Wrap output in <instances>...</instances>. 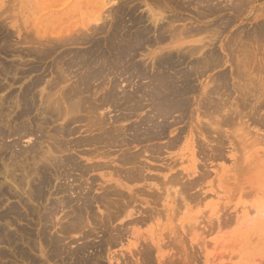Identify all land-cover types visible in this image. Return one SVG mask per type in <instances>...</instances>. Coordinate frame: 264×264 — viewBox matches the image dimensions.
<instances>
[{
  "label": "rangeland",
  "instance_id": "obj_1",
  "mask_svg": "<svg viewBox=\"0 0 264 264\" xmlns=\"http://www.w3.org/2000/svg\"><path fill=\"white\" fill-rule=\"evenodd\" d=\"M154 1L156 0H0V131L4 136L0 137V235L3 234L2 232L14 235L17 240L16 248L17 245L20 250L23 247L22 251H27L37 264H63L60 261H51L50 255L54 252H51L53 246L48 244L49 238L61 240L58 247L75 248L85 243L78 234L63 233V235L60 232V227H64L68 221L66 214L70 215L71 213L68 212H72L71 208L78 205L75 201L78 197L81 198L88 193L89 197L99 199L103 196L102 193L106 187L111 186L108 189L112 190L114 185L113 189H116L119 182L126 188H119V190L124 191L127 197L134 196L131 198L136 201L134 200L130 207L128 205L125 215L120 214L119 219L116 218L117 221L112 219V228L116 225V228L125 226L124 237L120 243L101 247V264H110L107 261L109 255H114L116 258L118 256L119 261L117 263L112 261V264H120L121 257L123 259L125 255L126 259H131L132 264H136V258L141 257L139 252H142L146 246L149 247L151 255L150 264H264V0H212L213 2L209 4V9L212 10L209 12L205 7L193 8L194 4L190 2L191 5L186 7L182 6L180 0H176L178 3L167 2V4L159 3L158 0L154 4ZM153 14L160 16V19L154 20ZM140 17L141 20H139ZM128 19L132 22L130 23ZM117 20L121 23H117ZM120 24L122 28L119 27ZM95 30H98L99 34ZM142 30L145 31L143 36L146 35L142 36V39H145L143 46L134 51H126L128 56L122 58L125 60H120L119 64L113 63L115 69L107 79H104V82L110 84L111 80H119L120 86L117 92L120 94L118 95H131L136 85H148L147 80L140 81L133 78L137 71L132 68H140L141 76L143 72L144 75H151L160 71L159 63L156 65L157 70L153 64L160 61L161 57L168 55L171 56L173 66V70H167L170 76L181 72L191 73L192 90L187 98L190 99L188 113L192 115L194 112L193 119L188 117L182 123L170 128L172 133L168 136L169 138L186 126V130L183 129L185 132L182 133V138L174 147L165 148L168 146L167 136L151 142L145 141L146 143L140 141L138 144L133 143L124 148L119 147V143L110 147L106 137L109 136L107 129L109 131H113L112 128L128 129L132 125L139 124L142 118L149 115V107L145 105L146 103H142L145 108L131 111L127 110L130 108L122 105L118 108L107 104L97 106L95 102L99 103L102 96L106 94L105 90H101L102 92L99 90L100 94L97 95L93 93L99 89V82H89L88 86L91 85V89L89 88L87 92L94 94L89 93L90 97H87L86 92H78L82 91L80 77L89 70L86 66L79 67L78 63H91L101 52L107 56L106 53L109 54V52L104 46L105 42L109 40L117 42L124 33H131L130 35L127 33L125 39L132 44L136 41L133 38L135 34ZM173 31L177 34L175 35ZM159 36H162L165 41L158 42ZM128 42L126 44H129ZM95 44H102L98 45L101 47L98 53L94 52ZM209 55L210 59H207ZM74 64L78 66L71 67ZM204 65L206 67L203 68ZM65 66L71 67L70 72L64 71ZM133 71L135 72L132 73ZM61 72L63 75L69 73L63 76L60 75ZM126 72L132 74V78H129ZM84 74L83 76L86 75ZM59 76L69 78H65L67 81H64L65 79H60ZM57 79L62 80V83ZM130 81L131 86H127ZM78 82L79 85H77ZM79 97L84 99H80L81 102H79L77 101ZM203 97L208 101L207 107L211 111L214 110V115L209 109L210 113L204 111ZM63 98H66L65 101ZM86 98L93 104L87 105ZM44 99H49L47 101L50 103H46ZM75 100L80 107L74 105ZM58 101L59 105L56 104ZM199 111H202V114ZM53 114L55 115L52 116ZM56 114H63L65 118L67 117L66 119L69 118L68 123L66 119L64 123L63 116L61 120H57L58 118L55 120ZM67 114L72 117H68ZM177 115L178 113H174L172 116ZM226 116L227 120L224 121ZM98 120H102L101 128L97 127ZM195 120L200 121L204 126L208 125L209 127L205 126V129L210 128L212 131L210 129V132L204 129L206 133L203 130L197 131L194 125ZM225 122L226 124H222ZM61 127L68 130V133L71 131V134L67 136L65 134L66 137L59 135ZM24 129L29 135L22 132ZM189 129L193 131L192 139L188 135ZM57 130L59 131L56 134ZM128 130L125 133V140L129 142L132 131ZM116 131L115 135L118 132ZM197 134L200 135L197 136ZM103 135L106 140H103ZM59 137L62 138L59 139ZM101 140H103L102 144ZM105 142L109 147L103 144ZM202 143L208 145L204 152L206 158L205 154L201 156L199 148H196L198 145L202 147ZM56 145L60 147L57 151L64 153L56 152ZM214 147L219 149V152ZM212 148L214 151H211ZM51 149H55L56 153ZM49 150L54 153H51L53 156L48 155ZM123 150L141 152L140 160L147 168L144 176L148 177L144 182L131 184L121 181L123 178L118 180L120 176L117 175V177L115 171L120 165L119 157L128 152ZM156 151L158 154L155 153ZM215 153H220L222 156L219 157L220 154ZM46 155L52 159H48ZM54 155H58L56 158L61 161L66 158L71 159L73 165L59 166L56 161L60 160H57ZM90 159L93 160L90 161ZM52 160L55 162L53 163ZM38 162L48 170L45 169L44 182L40 180L38 170L41 166ZM101 163L104 165L107 163V167L109 163L110 168L107 169L104 166L105 170L99 168L97 170L95 165L101 166ZM49 164L56 165L52 167ZM75 164L84 168H90L92 166L88 165H93L95 168H92L95 170L86 171L85 174L82 173V176L81 172L72 171ZM113 166L116 169H113ZM103 173L106 175L103 176ZM176 180L181 185L175 182ZM194 181L196 184L192 183ZM191 183L194 186L192 185L193 188L189 189ZM60 189L63 192L59 191ZM133 189L135 192H144L145 195L137 196ZM61 196L64 198L65 205L61 204L63 199ZM152 199L157 201L153 202ZM52 203L54 209L58 203L57 211L59 212L54 219H49L48 214L53 208L49 204ZM90 209L99 218L105 211L96 203H92ZM39 219H44V222ZM46 219H48L47 226L52 224L53 228L50 226L47 230V226L43 225ZM90 220L89 222H93L92 219ZM94 220L99 225L100 219ZM92 227L89 226V229L93 231L91 237L94 238L93 245L97 244L101 237L104 239L109 234L105 233L106 230L100 225L98 228ZM134 236L139 240H134ZM151 238L159 239V244L152 245L149 242ZM133 244L136 245L132 246ZM27 245L34 248H29ZM7 247L0 243V253L3 257L8 256L0 259V264L5 262V264H28L17 261L19 258L16 251H11L12 248ZM129 250L133 256L129 254ZM88 252L91 251L88 250Z\"/></svg>",
  "mask_w": 264,
  "mask_h": 264
},
{
  "label": "bare ground",
  "instance_id": "obj_2",
  "mask_svg": "<svg viewBox=\"0 0 264 264\" xmlns=\"http://www.w3.org/2000/svg\"><path fill=\"white\" fill-rule=\"evenodd\" d=\"M152 1V0H151ZM157 1V0H156ZM156 1H154V4H155V2ZM158 1H160L159 3H161V2H163V3H166L167 4V2H173V3H178L176 0H158ZM181 1V4H182V6H186V7H189V5H191V4H189V2L190 3H192V4H194V7H193V5H192V7L193 8H195V7H205L207 10H208V12H209V10H212V9H209L210 7H209V4H210V2L212 1V0H186V1H183V0H180ZM187 2H188V4H187ZM213 2V1H212ZM158 3V4H159ZM162 3V4H163ZM186 4V5H185ZM172 5V4H171ZM170 5V6H171ZM174 5V4H173ZM160 6H162V5H160ZM216 6V5H215ZM214 6V7H215ZM165 7V6H164ZM172 7V6H171ZM175 7H177V6H175ZM217 7H218V4H217ZM236 7V6H235ZM179 8V7H178ZM205 8H203L204 10H205ZM165 9V8H164ZM197 9V8H196ZM217 9V8H216ZM219 9V8H218ZM176 10V9H175ZM120 11V10H119ZM214 11V10H213ZM207 12V11H206ZM211 13V12H210ZM198 14V13H197ZM209 14V13H208ZM213 14V13H212ZM154 15V14H153ZM201 15V14H200ZM199 15V16H200ZM109 16V15H108ZM209 16V15H208ZM150 17V16H149ZM148 18V17H147ZM155 18H158V19H160V16H157V15H154V17H153V19L154 20H156ZM199 18H202V17H199ZM205 18H206V16H205ZM204 18V19H205ZM137 19V18H136ZM139 19V18H138ZM162 19H163V17H162ZM171 19V18H170ZM170 19L168 20L167 19V21H170ZM177 19V18H176ZM181 19V18H180ZM120 20V19H119ZM129 20V19H128ZM139 20H141V17H140V19ZM143 20V19H142ZM148 20V19H147ZM173 20V19H172ZM171 20V21H172ZM175 20V19H174ZM131 20H129V22H130ZM137 21V20H136ZM135 21V23H139V22H136ZM159 21V20H158ZM161 21V20H160ZM163 21H166V20H163ZM166 21V22H167ZM177 21V20H176ZM180 21V20H179ZM182 21V20H181ZM132 22V21H131ZM130 22V23H131ZM117 23H121V21L120 22H118V20H117ZM142 23V22H141ZM140 23V24H141ZM154 22H152V24H153ZM158 23V22H157ZM173 23H174V21H173ZM168 24H170V23H168ZM172 24V23H171ZM115 25V24H114ZM126 25V24H125ZM139 25V24H138ZM113 26V25H112ZM130 26H131V24H130ZM137 26V25H136ZM155 26V25H154ZM172 26V25H171ZM116 27V26H115ZM115 27H114V29H115ZM120 28H122L121 27V24H120V26H119ZM119 28V29H120ZM157 28V27H156ZM161 28V27H160ZM199 28V27H198ZM208 28V27H207ZM99 30H100V28H98ZM118 29V28H117ZM118 29V30H119ZM124 29V28H123ZM137 29V28H136ZM189 29V28H188ZM92 30V29H91ZM116 30V29H115ZM114 30V31H115ZM141 30V29H140ZM144 30H146V29H144ZM192 30V29H191ZM195 30V29H194ZM201 30V29H200ZM204 29H202V31H203ZM205 30H206V28H205ZM117 31V30H116ZM133 31V30H132ZM147 31V30H146ZM188 31V30H187ZM186 31V32H187ZM189 31H190V29H189ZM95 32H97L98 33V30L96 31L95 30ZM126 32V31H125ZM159 32V31H158ZM162 32V31H161ZM181 32H183V31H181ZM194 32H196V31H194ZM119 33H120V31H119ZM128 33V32H127ZM127 33L125 34H123V35H121L120 37H119V39H117L118 41L117 42H115V41H113V42H110V40H109V42H105V44H104V46H105V48H106V50H107V52H109V54L108 53H106L107 54V56L104 54V53H100V54H96L97 55V57H96V60L95 61H93V62H91V63H86V62H80V63H78L79 64V67H83V66H86L87 68L86 69H88L89 68V70L87 71V72H89V73H87V72H85V76H83V74H82V78L80 77V85L82 86V91H78V92H86V93H88L87 91L89 90V88H90V86H88L89 85V82L90 81H93L92 83H94V82H99L100 84H98V85H100L98 88L99 89H96V91L95 92H93L95 95H97V94H100V93H98L99 92V90H100V92H102L101 90H105L106 91V94H105V96H102V99L100 100V102L99 103H96L95 102V104L98 106V104L99 105H102V104H107V105H110V106H117V108L119 107V106H126V107H128V108H130V109H127V110H131V111H135L136 109L137 110H139V109H141L142 107H144L143 106V104L142 103H146L145 105L146 106H148L149 107V109H150V111H149V115L148 116H146V117H144V118H142L140 121H139V124H136L135 126H133L132 125V127L131 128H123V129H116V128H112L113 129V131H109L108 129H107V134L109 135V136H106L107 137V141L109 140L112 144H110V142L108 141V143H109V145H111L110 147H113V145H115L116 146V143H119L120 145H119V147H128V146H130L131 144H133V143H137L138 144V142H145V141H148V142H151V141H153V140H157V139H159V138H161V137H164L165 138V136H167V138L169 139L168 140V146H166L165 148H169V147H174V146H176V143H178L179 141H180V139L182 138L181 137V135H182V133H184L185 131L183 130V129H185L186 128V126L184 127V128H182V129H179V131H177V133H175V136L173 135V137H171V138H169L168 136L170 135V133H172L171 131H170V128L171 127H173L174 125H176V124H178V123H182L183 122V120L184 119H188V117L190 118L191 117V120L193 119V114H194V112H192V115H190L189 113H188V108H189V104H188V102H189V100L190 99H188L187 98V95H188V93L190 92V90H192L191 88H192V86H191V84H190V82H191V73L189 74V73H187V72H181L180 74H178V73H175V74H173L174 76H170V73L168 74V72H167V70H173V66H172V61L170 60V58H171V56H164V57H161V59H160V61H158V62H155L153 65H154V67H155V69L157 70V64L159 63V68H160V71L159 72H155V73H153V74H151V75H144V72H143V76H141V74H139V71H142V70H140V68H132L133 70H135V71H137V73L136 74H134V75H136L135 77H133V78H136V80L138 79V80H147L148 81V85L146 84H144V85H142V84H138V85H136V87L133 89V91H131V95H126V94H124V95H122V96H120V95H118V93L119 92H117V90H118V88H119V80H111V82H110V84H106L105 82H104V79H107L108 78V76H110V74L112 73V70H114L115 69V67L113 66V63H115V64H119V62L121 63V61L120 60H122V58H124V57H126V56H128L127 54H128V52L129 51H131V50H133L134 51V49H138V47H140V46H143V41L145 40V39H142V36H143V33H145V31L143 32V30L142 31H139V33H137V34H135V37H133L136 41H134V42H132V44L130 43V42H128V40L127 39H125V38H127ZM134 33V32H133ZM136 33V32H135ZM140 33H142V34H140ZM165 33V32H164ZM173 33H174V31H173ZM188 33V32H187ZM99 34V33H98ZM113 34H115V32L113 33ZM131 34V33H130ZM129 33H128V35H130ZM175 34V33H174ZM174 34H173V37H174ZM177 34V33H176ZM175 34V35H176ZM189 34V33H188ZM120 35V34H119ZM161 35H162V33H161ZM168 35H169V33H168ZM146 36V35H145ZM145 36H143V37H145ZM171 36H172V34H171ZM178 36V35H177ZM90 37V36H89ZM88 37V38H89ZM128 38H130L129 36H128ZM147 38V37H146ZM106 39V38H105ZM113 39H115V38H113ZM172 39V38H171ZM174 39V38H173ZM125 40H127V41H125ZM147 40H149V39H147ZM164 39H163V37L162 36H159L158 38H157V41L158 42H161V41H163ZM107 41H108V39H107ZM112 41V40H111ZM133 41V40H132ZM165 41V40H164ZM126 42H128L129 44H126ZM145 43V42H144ZM99 44H95V45H93V48H95L94 49V52H96V53H98V51H99V49H101V47H99V46H101V45H99ZM159 45V44H158ZM149 47H150V45H148ZM153 47V46H152ZM193 49V48H192ZM91 50H93V49H91ZM105 50V51H106ZM139 50H140V48H139ZM1 51V50H0ZM102 51V50H101ZM104 51V52H105ZM126 51H128L127 53H126ZM191 51V50H190ZM194 51V50H193ZM196 51V50H195ZM3 53H4V51H2ZM1 52V53H2ZM91 52H93V51H91ZM135 53V52H134ZM137 53H138V51H137ZM136 54V53H135ZM95 55V56H96ZM187 55V54H186ZM133 57V56H132ZM128 58V57H127ZM207 59H210V55H209V58L207 57ZM212 59V58H211ZM113 60V61H112ZM123 60H125V59H123ZM122 60V61H123ZM158 60V59H157ZM156 60V61H157ZM204 60H206L205 58H204ZM213 60V59H212ZM127 61V60H126ZM128 61L130 62V60L128 59ZM215 61H216V59H215ZM72 62V61H71ZM154 62V61H153ZM206 62V61H205ZM62 63V62H61ZM64 63V62H63ZM66 63V62H65ZM70 63V62H69ZM203 63V62H202ZM207 63V62H206ZM209 63V62H208ZM68 64V63H67ZM66 64V65H67ZM71 64V63H70ZM76 64V63H75ZM71 65V67L72 66H75V67H77L78 65ZM132 64V63H131ZM216 64V63H215ZM214 64V65H215ZM57 65H59V64H57ZM69 65V64H68ZM81 65V66H80ZM203 65V64H202ZM206 65V64H205ZM203 66V68L204 67H206V66ZM213 65V66H214ZM70 66V65H69ZM197 66V65H196ZM208 66V65H207ZM210 66V65H209ZM212 66V67H213ZM9 67V66H8ZM58 67V66H57ZM66 67V70L64 69V71H67V70H69V68H71V67H68V66H65ZM194 67H195V65H194ZM202 67V66H201ZM74 68V67H73ZM120 68H122V67H120ZM130 68H131V66H130ZM129 68V69H130ZM145 68V67H144ZM191 68H193V67H191ZM63 69H61L62 71H63ZM118 69V68H117ZM146 69V68H145ZM71 70V69H70ZM70 70H69V72H70ZM119 71H120V69H118ZM144 70V69H143ZM200 70V69H199ZM206 70V69H205ZM240 70V69H239ZM4 71V70H3ZM63 71V72H64ZM122 71V70H121ZM125 71H128L127 69H125ZM135 71H133L132 73H134ZM146 71V70H145ZM69 72H67L66 74H68ZM117 72V71H116ZM62 73V72H61ZM121 73V72H120ZM125 73V72H124ZM127 73V72H126ZM141 73V72H140ZM152 73V72H151ZM234 73V72H233ZM65 73H64V75H63V73L62 74H60V75H63V76H65L66 75ZM116 74V73H115ZM118 74V73H117ZM123 74V73H122ZM127 75H129V78H132V74H128L127 73ZM60 77V79H62V78H69V77H67V76H70V75H67L66 77ZM122 76H124V74L122 75ZM176 76V77H175ZM243 76V75H242ZM118 77V76H117ZM246 77V76H245ZM174 78H176V80L174 79ZM127 79V78H126ZM242 79V78H241ZM58 81H59V79H57ZM70 80V79H69ZM128 80V79H127ZM126 80V81H127ZM131 80V79H130ZM244 80V79H243ZM247 80H249V79H247ZM251 80V79H250ZM64 81H67L66 79L64 80ZM246 81V80H245ZM244 81V82H245ZM254 81V80H253ZM57 82V81H56ZM59 82H61L62 83V80L61 81H59ZM58 82V83H59ZM241 82V81H240ZM249 83H250V81H248ZM39 83V82H38ZM64 83V82H63ZM143 83V82H142ZM220 83V82H219ZM91 84V83H90ZM246 84H247V82H246ZM33 85H34V83H33ZM54 85H57V83L55 84L54 83ZM77 85H79V82H78V84ZM77 85H75L76 87H77ZM131 86V81H130V83H128L127 84V86ZM236 85V84H235ZM249 86H251L250 84H248ZM95 86V85H94ZM133 86V85H132ZM76 87H73V88H76ZM102 87V88H101ZM226 87V86H225ZM241 87H242V85H241ZM80 88H77V89H80ZM130 88V87H129ZM147 90H146V89ZM244 88H246V86H244ZM252 88V87H251ZM91 89V88H90ZM254 89V88H253ZM252 89V90H253ZM256 89V88H255ZM146 90V91H145ZM209 90V89H208ZM241 90V89H240ZM72 91V90H71ZM194 91V90H193ZM192 91V92H193ZM226 91V90H225ZM242 91V90H241ZM243 91H245V90H243ZM207 92V91H206ZM209 92V91H208ZM239 92V91H238ZM257 92V91H256ZM70 93V92H69ZM75 93V92H74ZM89 93H92V92H89ZM89 93L87 94L88 96L87 97H90L89 96ZM92 93V95H94ZM194 93V92H193ZM216 93V92H215ZM253 93V92H252ZM67 94V93H66ZM120 94V93H119ZM257 94V93H256ZM31 95V94H30ZM82 95H85V93L83 94L82 93ZM222 95V94H221ZM245 95V94H244ZM63 96V95H62ZM65 96V95H64ZM208 96V95H207ZM206 96V97H207ZM248 96H249V94H248ZM252 95H250V97H251ZM61 97V96H60ZM66 97V96H65ZM74 97H75V95H74ZM84 97V96H83ZM58 98V97H57ZM56 98V99H57ZM67 98H68V96H67ZM82 97H79L78 99L79 100H77V101H79V102H81V100H83V99H81ZM246 98H248V97H246ZM260 98V97H259ZM64 99H66V98H63V100ZM76 99H77V97H76ZM81 99V100H80ZM88 98H86V100H87ZM95 99V98H94ZM201 99V98H200ZM209 99V98H208ZM236 99V98H235ZM243 99H244V97H243ZM254 99V98H253ZM264 99V98H263ZM31 100H32V98H31ZM45 100V102L47 101V100H49V99H44ZM68 100H70V98H68ZM72 100V99H71ZM93 100V99H92ZM91 100V101H92ZM202 100V99H201ZM245 100V99H244ZM251 100V99H250ZM258 100V99H257ZM28 101V100H27ZM34 101V100H33ZM65 101V100H64ZM63 101V102H64ZM74 101V100H73ZM90 101V100H89ZM88 100L87 101H85L86 103H87V105H88V103H91V102H89ZM95 101H96V99H95ZM203 102L202 103H204L205 104V108H203V109H205L204 111H208V101H207V99H204V97H203V100H202ZM211 100H209V102H210ZM221 101V100H220ZM254 101H256V99L254 100ZM29 102V101H28ZM27 102V103H28ZM44 102V103H45ZM49 101H47L46 103H48ZM75 102H76V100H75ZM78 102V103H79ZM82 102H84V101H82ZM93 102H94V100H93ZM199 102V101H198ZM246 102V101H245ZM250 102V101H249ZM26 103V102H25ZM24 103V104H25ZM50 103V102H49ZM61 103V102H60ZM192 103V102H191ZM201 103V102H200ZM210 103H212V102H210ZM209 103V104H210ZM217 103V102H216ZM244 103V102H243ZM261 103H263V102H261ZM21 104H23V103H21ZM54 104V103H53ZM52 104V105H53ZM56 104H58L59 105V101H58V103H56ZM72 104H73V102H72ZM91 104H93V103H91ZM242 104V103H241ZM254 104V103H253ZM67 105V104H66ZM71 105V104H70ZM74 105H77V102L74 104ZM86 105V106H87ZM198 105L200 106V104L198 103ZM225 105V104H224ZM54 106V105H53ZM57 106V105H56ZM68 106V105H67ZM79 106V104L77 105V107ZM84 106H85V104H84ZM201 106L203 107V105L201 104ZM213 106V105H212ZM250 106V105H249ZM25 107V106H24ZM27 107V106H26ZM76 107V106H75ZM80 107V106H79ZM211 107V106H210ZM241 107V106H240ZM257 107V106H256ZM259 107H260V105H259ZM84 108V107H83ZM96 108H98V107H96ZM95 108V109H96ZM100 108V107H99ZM98 108V109H99ZM114 108V107H113ZM145 108V107H144ZM147 108V107H146ZM199 108V107H198ZM215 108V107H214ZM251 108V107H250ZM249 108V109H250ZM79 109V108H78ZM90 109V108H89ZM212 109H213V107H212ZM238 109V108H237ZM41 110V109H40ZM71 110H73L72 108L70 109V111ZM97 110V109H96ZM199 110V109H198ZM216 110V109H215ZM222 110V109H221ZM253 110V109H252ZM46 111V110H45ZM69 111V110H68ZM91 111V110H90ZM203 111V112H204ZM209 111H211L210 109H209ZM208 111V112H209ZM22 112V111H21ZM31 112V111H30ZM72 112V111H71ZM70 112V113H71ZM74 112V111H73ZM89 112V111H88ZM95 112V111H94ZM211 112H213L212 113V115H214V110L213 111H211ZM249 112V111H248ZM47 113H49V112H47ZM75 113V112H74ZM133 113V112H132ZM174 113H178V115L177 116H175V117H173L172 115L174 114ZM199 113L200 114H202V111H199ZM210 113V112H209ZM239 113V112H238ZM22 114V113H21ZM26 114V113H25ZM32 114V113H31ZM73 114V113H72ZM89 114V113H88ZM91 114V113H90ZM237 114V113H236ZM19 115V114H18ZM41 115V114H40ZM51 115V114H50ZM55 114H53L52 116H54ZM68 115V114H67ZM76 115V114H75ZM199 115V114H198ZM203 115H205V114H203ZM202 115V116H203ZM207 115V114H206ZM211 115V116H212ZM217 115V114H216ZM232 115V114H231ZM254 115V114H253ZM22 116H24V115H22ZM21 116V117H22ZM44 116V115H43ZM51 116V117H52ZM59 116V117H58ZM63 116V114H59V115H57L56 114V117H55V120H56V118H58L57 120H61V117ZM65 116H66V113H65ZM200 116V115H199ZM220 116V115H219ZM230 116V115H229ZM48 117V116H47ZM64 117V116H63ZM68 117H72L70 114L68 115ZM91 117V116H90ZM204 117V116H203ZM209 116H207V118H208ZM43 118H45V117H43ZM49 118V117H48ZM67 118V117H66ZM65 117L64 118H62V120L64 121V123H65V119H66ZM122 118V117H121ZM212 118V117H211ZM222 118V117H221ZM230 118V117H229ZM236 118V117H235ZM50 119V118H49ZM48 119V120H49ZM54 119V118H53ZM93 119H94V117H93ZM98 119V118H97ZM103 119V118H102ZM224 119V118H223ZM231 119H232V117H231ZM260 119V118H259ZM45 120H46V118H45ZM67 120H69V118L68 119H66V121ZM100 120V119H99ZM97 121L98 122V124H97V127L99 126L100 127V125H102V120L101 121ZM209 120H210V117H209ZM222 120V119H221ZM227 120V116H226V118H225V120L224 121H226ZM229 120V119H228ZM241 120V119H240ZM261 120V119H260ZM47 121V120H46ZM52 121V120H51ZM50 121V122H51ZM54 121V120H53ZM116 121V120H115ZM115 121H113V122H115ZM211 121H213V120H211ZM232 121V120H231ZM43 122H45V121H43ZM195 123H194V125H195V128H196V130L197 131H199V130H203L204 131V129L208 126H204L203 124H201V122L200 121H198V120H195L194 121ZM222 122V121H221ZM235 122V121H234ZM66 123H68V121L66 122ZM70 123V122H69ZM104 123V122H103ZM115 123H117V121L115 122ZM220 123V122H219ZM228 123V122H227ZM33 124V123H32ZM109 124V123H108ZM135 124V123H134ZM186 124H187V122H186ZM190 124H191V121H190ZM210 124V123H209ZM222 124H226V122L225 123H222ZM29 125H31V124H29ZM36 125V124H35ZM64 125V124H63ZM65 125H67V124H65ZM64 125V126H65ZM231 125H232V123H231ZM262 125V124H261ZM63 126V127H64ZM103 126V125H102ZM101 126V127H102ZM204 126V127H203ZM212 126V125H211ZM215 126H217V124L215 125ZM219 126V125H218ZM63 127H61V129H59V130H61V131H59V130H57L55 133L57 134V132L59 131V135H64V136H62V137H66L68 134H71L70 132L68 133ZM97 127H95L96 129H97ZM100 127V128H101ZM209 127V126H208ZM234 127V126H233ZM193 128V127H192ZM222 128V127H221ZM112 129H110V130H112ZM115 129V130H114ZM208 129V128H207ZM210 129V128H209ZM209 129L208 130H206V131H209ZM98 130V129H97ZM118 132H117V131ZM126 130H128V131H132V138H131V140H129V142L128 141H126L125 140V133H127L126 132ZM186 130V129H185ZM216 130V129H215ZM220 130V129H219ZM218 130V131H219ZM115 131L117 132L116 133V135H115ZM172 131H174V130H172ZM206 131H204L205 133H206ZM210 131H212V129H210ZM209 131V132H210ZM214 131V130H213ZM22 132H25V129L22 131ZM21 132V133H22ZM29 132V131H28ZM109 132V133H108ZM208 132V136H209V133ZM215 132H217V131H215ZM220 132V131H219ZM31 133V132H30ZM73 133V132H72ZM131 133V132H130ZM193 133V131H190V129L188 130V135L190 136V139H192L191 137V134ZM202 133V132H201ZM213 133V132H212ZM65 134H66V136H65ZM168 134V135H167ZM25 135H29V133H27V132H25ZM99 135H100V133H99ZM194 135V134H193ZM200 134H197V136H199ZM217 135V134H216ZM3 136V133H2V131H0V137H2ZM117 136V137H116ZM4 137V136H3ZM62 137H59V139L60 138H62ZM94 137V136H93ZM104 139L103 140H106L105 138L106 137H104V135L102 136ZM102 137H100L101 139H102ZM97 138V137H96ZM100 138H99V140H100ZM119 138V139H118ZM206 138H209V137H206ZM3 139V138H2ZM120 140L119 142H117V140ZM214 139V138H213ZM88 140H91V139H88ZM93 141H94V138L92 139ZM103 140H101V144H102V142H103ZM128 140V139H127ZM221 140V139H220ZM85 141H86V139H85ZM53 142V141H52ZM57 142H59V141H57ZM82 142H84V141H82ZM196 142V141H195ZM54 143V142H53ZM53 143H52V145H53ZM80 143V142H79ZM91 143H92V141H91ZM100 143V142H99ZM107 142H105V143H103L104 145H107L108 146V143L106 144ZM146 143V142H145ZM210 143V142H209ZM218 143V142H217ZM222 143V142H221ZM82 144V143H81ZM84 144V143H83ZM197 144V143H196ZM198 144H200V143H198ZM223 144V143H222ZM221 144V145H222ZM71 145V144H70ZM74 145V144H73ZM201 145V144H200ZM200 145H198L197 147L196 146H194V147H196V148H199V150H200V152H201V156H203L202 154L205 152V150H206V148H207V146L208 145H206L205 143L203 144L202 143V147L200 146ZM206 145V146H205ZM216 145V144H215ZM224 145V144H223ZM68 146V145H67ZM88 146V145H87ZM102 146V145H101ZM84 147H86V146H84ZM91 147V146H90ZM109 147V146H108ZM118 147V146H117ZM219 147V146H218ZM222 147V146H221ZM31 148H32V146H31ZM35 148V147H34ZM54 148V147H53ZM55 148H56V152H60V151H57V149L58 148H60L59 146H55ZM67 148V147H66ZM65 148V150H67ZM76 148V147H75ZM148 148V147H147ZM160 149H161V147H159ZM158 148V149H159ZM164 148V147H163ZM162 148V149H163ZM215 148V147H214ZM214 148H212L211 149V151H214ZM157 149V150H158ZM216 149V148H215ZM222 149V148H221ZM32 150V149H31ZM35 150V149H34ZM52 151H54L55 152V149H51ZM64 150V151H65ZM95 150H97V149H95ZM98 150H100V149H98ZM129 150V149H128ZM128 150H123V151H128ZM131 150V149H130ZM133 150V149H132ZM216 150H218V152H219V149H216ZM123 151L121 152V154L123 153ZM211 151H209V152H211ZM21 152V151H20ZM31 152V151H30ZM33 152V151H32ZM55 152V153H56ZM63 151H61L60 153H62ZM158 152H159V150H158ZM158 152L156 151L155 153H157L158 154ZM217 152V151H216ZM48 153H50V154H48V155H50V156H53V155H51V153L52 154H54L53 152H50V150H49V152ZM64 153V152H63ZM126 153V154H125ZM125 153H123L124 154V156H122L121 158L119 157V167L117 166V171H115V175L117 176H120V177H118V180L120 181V179L121 178H123V179H121V181H124V182H126V183H131V184H133V183H138V182H144L145 180H146V177L144 176V173L146 172V167H144V166H146V165H143L142 164V162H141V157H142V154H141V152H125ZM211 153H214V152H211ZM156 154V155H157ZM205 154V153H204ZM216 154V153H215ZM218 154H220V153H218ZM218 154H216V155H218ZM155 155V154H154ZM153 155V156H154ZM214 155V154H213ZM47 156V155H46ZM43 156L45 159L48 157V159L49 158H51V157H49V156ZM55 156V158H56V156H58V155H54ZM162 156V155H161ZM206 156V154L204 155V157ZM220 156H222L221 154L219 155V157ZM241 156V155H240ZM61 157V156H60ZM96 157V156H95ZM102 157V156H101ZM203 157V158H204ZM214 157H216L215 155H214ZM43 158V159H44ZM55 158H54V160H55ZM93 158H94V156H93ZM206 158V157H205ZM42 159V158H41ZM52 159V158H51ZM57 160L59 159V158H56ZM20 160V159H19ZM33 160V159H32ZM54 160H52L53 161V163L56 161H54ZM60 160V159H59ZM93 159H90V161H92ZM218 160V159H217ZM21 161V160H20ZM40 161V160H39ZM43 161H46V160H43ZM50 161V160H49ZM52 161H51V163H52ZM114 162L116 161V160H113ZM177 161V160H176ZM35 162V161H34ZM42 162V161H41ZM109 162H111V161H109ZM205 162V161H204ZM15 163V162H14ZM39 163V162H38ZM47 163V162H46ZM56 163L57 164H59V166H63V167H68V166H71V165H73L72 164V161H71V159H65L64 161H59V162H57L56 161ZM237 163V162H236ZM40 164V163H39ZM102 165L100 166V164L99 165H95L97 168V170H99V169H104L105 167L108 169V168H110V165H109V163H108V167H107V163H105V165L103 164V163H101ZM50 165V164H49ZM53 165H56V164H52V165H50V166H52L53 167ZM76 165V164H75ZM177 165V164H176ZM39 166V165H38ZM40 168H39V170H38V172H39V175H40V180L42 179L43 180V178L45 177L44 175H45V169L46 168H44V166L42 165V164H40ZM89 167L90 166H92V167H94L95 168V166H93V165H88ZM100 166V167H99ZM105 166V167H104ZM55 167V166H54ZM56 167H58V166H56ZM86 167V166H85ZM92 167H90V168H84V167H79V165L77 166H74V169L72 170V171H78V173L79 172H81V175H82V173L83 174H85V172L87 171H90V170H93L94 168H92ZM114 167V166H113ZM206 167V166H205ZM30 168V167H29ZM36 168V167H35ZM99 168V169H98ZM105 168V169H106ZM169 168V167H168ZM244 168V167H243ZM22 169V168H21ZM58 169V168H57ZM69 170L71 169V168H68ZM104 169V170H105ZM113 169H116V167H114ZM23 170H24V168H23ZM47 170V169H46ZM95 170V169H94ZM96 170V171H97ZM148 170H149V168H148ZM158 170V169H157ZM243 170V169H242ZM48 171V170H47ZM206 171V170H205ZM91 172V171H90ZM52 174V173H51ZM75 174V173H74ZM88 174V173H87ZM104 175H106L105 173H103V176ZM108 175V174H107ZM176 175V174H175ZM206 175V174H205ZM69 176V175H68ZM83 176V175H82ZM179 176V175H178ZM177 176V177H178ZM26 177V176H25ZM37 177V176H36ZM48 177V176H47ZM46 177V178H47ZM102 177V176H101ZM172 177H175V176H172ZM172 177L170 178V179H172ZM35 178V177H34ZM120 178V179H119ZM148 178V177H147ZM154 178V177H153ZM176 178V177H175ZM105 179V178H104ZM149 179L151 180V177H149ZM38 180V179H37ZM91 180V179H90ZM153 180V179H152ZM178 180H176L175 182H177ZM43 182H44V180H43ZM45 182H46V179H45ZM48 182V181H47ZM189 182V181H188ZM198 182V181H197ZM49 183V182H48ZM111 183V182H110ZM117 183V182H116ZM178 183V182H177ZM192 183H195V181L194 182H192ZM191 183V186L189 185V187H188V185H187V187L190 189V187H192L193 188V184ZM201 183V182H200ZM39 184V183H38ZM40 184H42V182L40 183ZM44 184V183H43ZM172 184V183H171ZM178 184H180L181 185V183H178ZM196 184V183H195ZM36 185V184H35ZM88 185V184H87ZM91 186H92V184H90ZM193 185V186H192ZM39 186V185H38ZM69 186H67V188H68ZM79 187V186H78ZM109 187H111V186H109ZM109 187H106L105 189L106 190H103V193H102V197H100L99 199H97V198H92V197H89L87 194H85V195H82L81 196V198L80 197H78V200H75L76 201V203L78 204L77 206H75V208H71V211L72 212H68V213H71L70 215H67L66 214V216H67V219H68V221H66V225L64 226V227H60V232L63 234H71L72 235V233L74 234H78V235H80V239L81 240H83V241H85V243H82L81 245H79V246H77V247H75V248H70V246H69V248H66V247H63V246H61V247H58L57 245H59V242L61 241H58V239H55V240H52L51 238H49L48 239V244H50V245H52L53 246V251H51V252H54V254H51L50 255V257H51V261L52 260H54V262H57V261H60L61 263H68V264H101L100 262V260H101V258H100V254H101V252H100V250H101V247H103L104 245L106 246V245H108V246H111V245H115V244H117V243H120V242H122V241H120L123 237H124V230H123V228H125V226L123 225V228L121 227V228H116V226L115 227H113L112 228V219H114V221L116 220V218L118 217V219H119V215L121 214H124L125 215V213H126V211H127V209H128V205H129V207L131 206L130 204H132L133 202H134V200L135 199H132L133 197L131 196V195H129L128 197H127V195L125 196V193H123L124 191H120L119 190V188H125L120 182H119V184L117 185V187L118 188H116V189H113L114 188V185H113V188H112V190H110V189H108ZM100 188V187H99ZM180 188H181V186H180ZM183 188V187H182ZM38 189V188H37ZM63 189V188H62ZM78 189V188H77ZM102 189H104V188H102ZM126 189V188H125ZM171 189V188H170ZM35 190V189H34ZM68 190V189H67ZM72 190V189H71ZM74 190V189H73ZM188 190V189H187ZM36 191V190H35ZM39 191V190H38ZM59 191H62L61 189L59 190ZM80 191V190H79ZM82 191V190H81ZM126 191V190H125ZM133 191H134V189H133ZM190 191V190H189ZM63 192V191H62ZM66 192V191H65ZM64 192V193H65ZM131 192V191H130ZM135 192V191H134ZM178 192V191H177ZM36 193V192H35ZM67 193V192H66ZM69 193V192H68ZM67 193V194H68ZM73 193H75L74 191H73ZM133 193V192H132ZM11 194V193H10ZM42 194V193H41ZM144 194V192H140V191H136L135 192V195H137V196H141V195H143ZM8 195V194H7ZM35 195V194H34ZM133 195V194H132ZM145 195V194H144ZM143 195V196H144ZM153 195V194H152ZM197 195V194H196ZM4 196V195H3ZM10 196V195H9ZM155 196H156V193H155V195H153V197H154V199H155ZM235 196V195H234ZM39 197V196H38ZM132 197V198H131ZM149 197V196H148ZM151 197V196H150ZM247 197V196H246ZM61 198H63L62 196H61ZM76 198V197H75ZM129 198V199H128ZM186 198V197H185ZM193 198V197H192ZM191 198V199H192ZM35 199V198H34ZM39 199V198H38ZM188 199V198H187ZM63 200H64V198L61 200L62 201V205H65V204H63ZM153 200V199H152ZM160 200V199H159ZM181 200V199H180ZM190 200V199H189ZM59 201H60V199H59ZM136 201V200H135ZM154 201H157V200H153V202ZM56 202V201H55ZM65 202V201H64ZM66 202H68L67 200H66ZM162 202V201H161ZM200 202V201H199ZM59 203V202H58ZM58 203H57V206H58ZM92 203H96L97 205H101L102 206V208H104V210L106 211H104L103 212V214L101 213V216L102 217H98L97 215H94V214H96V213H92V210L90 209V205L92 204ZM139 203V202H138ZM143 203V202H142ZM183 203V202H182ZM48 205V204H47ZM50 205V207H51V205H52V209L51 208H49V209H51L50 210V212H49V214H48V212H47V214H48V217H49V219H54L55 218V216L57 215V213L59 212V211H57L59 208H57V206H55L56 208L54 209V205H53V203L52 204H49ZM68 205V204H67ZM70 205V204H69ZM139 205V204H138ZM179 205V204H178ZM143 206V205H142ZM49 207V206H48ZM132 208V207H131ZM145 208V207H144ZM221 208V207H220ZM61 209V208H60ZM142 209V208H141ZM37 210V209H36ZM45 210H47V209H45ZM16 211V210H15ZM34 211V210H33ZM94 211V210H93ZM135 211V210H134ZM150 211V210H149ZM149 211H147V213H149ZM12 211H10V213H11ZM114 212V213H113ZM142 212V211H141ZM179 212V211H178ZM15 213V212H14ZM156 213V212H155ZM177 213V212H176ZM13 214V213H12ZM145 214H146V212H145ZM150 214V213H149ZM153 214V213H152ZM3 215V214H2ZM120 215V216H121ZM123 215V216H124ZM175 215V214H174ZM20 216V215H19ZM22 216V215H21ZM31 216V215H30ZM34 216V215H33ZM65 216V215H64ZM217 216H218V214H217ZM261 216V215H260ZM9 217V216H8ZM44 217V216H43ZM162 217V216H161ZM222 217V216H221ZM220 218V217H219ZM233 218V217H232ZM4 219V218H3ZM20 219V218H19ZM45 219V218H44ZM44 219L42 220V219H39L40 221H43L44 222ZM57 219V218H56ZM90 219H92L93 220V222H89V220ZM94 219H100V221H99V225H100V227H103V229L104 230H106L105 231V233L107 232V233H109L108 235H106L105 237H104V239L101 237V240H99V241H97V244H95L96 243V241H95V245H93V239L91 238L92 237V232L93 231H91L90 229H89V226L90 227H96V225H98L97 223H96V221L94 220ZM117 219V220H118ZM231 219V218H230ZM13 220H16V219H13ZM47 221H45V223L43 224L44 226H47V224H48V219H46ZM63 220V219H62ZM86 220V221H85ZM116 220V221H117ZM7 221H8V219H7ZM10 221V220H9ZM30 221V220H29ZM91 221V220H90ZM97 221V222H98ZM133 221H135V220H133ZM139 221V220H138ZM6 222V221H5ZM19 222H21V221H19ZM131 222V221H130ZM140 222V221H139ZM10 223V222H9ZM29 223V222H28ZM49 223H51V222H49ZM12 224V223H11ZM31 224V223H30ZM60 224V223H59ZM2 225H4V224H2ZM13 225V224H12ZM57 225V224H56ZM64 225V224H63ZM99 225L96 227V228H98L99 227ZM129 225H131V224H129ZM189 225V224H188ZM221 225V224H220ZM7 226V225H6ZM20 226V225H19ZM50 226H52V224L51 225H49V227ZM54 226V225H53ZM53 226H52V228H53ZM12 227V226H11ZM16 227V226H15ZM48 226H47V230H48V228H49ZM92 227V228H93ZM208 228V227H207ZM51 229V228H50ZM102 229V228H101ZM108 229H111L110 231H108ZM126 230V229H125ZM18 231V230H17ZM16 231V232H17ZM1 232V231H0ZM3 234L2 235H0V243L1 244H3V245H5V246H8L9 247V249L10 248H12L11 249V251L13 250V251H16V254L18 255V258H19V260H17V261H21V263L22 262H27L28 264H37V263H35V261H33V259L30 257V254L27 252V251H22V250H24V248L22 247L21 248V250H20V248L18 249V245H17V248H16V244H17V240H16V238L14 237V235H12L11 233H6V232H2ZM18 233V232H17ZM20 233V232H19ZM21 233H23V232H21ZM49 233V232H48ZM45 234H46V232H45ZM63 234V235H64ZM74 234V235H75ZM30 235V234H29ZM47 235V234H46ZM132 235H134V234H132ZM176 236H177V234H176ZM18 237H20V236H18ZM107 237V238H106ZM135 237V236H134ZM39 238H40V236H39ZM43 238V237H42ZM97 238H99V237H97ZM175 238V237H174ZM23 239V238H22ZM24 239H25V237H24ZM27 239V238H26ZM62 240H63V238H62ZM66 240V239H65ZM134 240H139V238L137 239L136 237H135V239ZM162 240V239H161ZM171 240V239H170ZM172 240H174V239H172ZM29 241V240H28ZM31 241V240H30ZM42 241V240H41ZM77 241V240H76ZM144 241V240H143ZM169 241V240H168ZM199 241V240H198ZM261 241V240H260ZM16 242V243H15ZM19 242H20V240H19ZM92 242V243H91ZM149 242H151V244L152 245H158L159 244V242H160V240L159 239H154V238H151L150 239V241ZM69 243H71V244H73V242H69ZM139 243V242H138ZM25 244H26V241H25ZM27 244H28V242H27ZM31 244V243H30ZM44 244V243H43ZM68 244V243H67ZM134 245H136V244H133L132 246H134ZM142 245V244H141ZM28 246V245H27ZM179 246V245H178ZM7 247V248H8ZM29 247V246H28ZM32 246H30L29 248H31ZM42 247V246H41ZM45 247V246H44ZM188 247V246H187ZM199 247V246H198ZM5 248V247H4ZM26 248V247H25ZM34 247H32V249H33ZM145 249H143L142 250V252H139L140 254H139V256H141L140 258H136V264H150V262H149V260L151 259L150 258V251H149V247H144ZM193 248H195V247H193ZM50 249V248H49ZM159 249V248H158ZM26 250V249H25ZM44 250V249H43ZM88 250H90L91 252L89 253L88 252ZM202 250V249H201ZM1 251V250H0ZM4 251V250H3ZM7 251V250H6ZM10 251V250H9ZM30 252V251H29ZM50 252V253H51ZM129 252V254L131 255V256H133L132 255V252H131V250H129L128 251ZM158 252V251H157ZM136 253V252H135ZM8 254H10V253H8ZM14 254V253H13ZM12 254V255H13ZM175 254V253H174ZM173 254V255H174ZM15 255V254H14ZM0 259H3V258H6V257H8V256H6V253H4V256H6V257H3V255L0 253ZM134 257H135V255H134ZM173 257V256H172ZM16 258H17V256H16ZM37 258V257H36ZM117 258H118V256H117ZM114 255L113 256H110L109 255V258H107V261H109V263L110 264H112V261H114L115 263H117L119 260L117 259ZM128 258V257H127ZM129 259V258H128ZM128 259H126V255L123 257V259H122V257H121V263L120 264H132L131 263V259H129V261H128ZM169 259H171V258H169ZM168 259V260H169ZM13 260V259H12ZM49 260H50V258H49ZM178 260V259H177ZM9 261V260H8ZM11 261V260H10ZM171 261H173V260H171ZM184 261V260H183ZM264 261V260H263ZM113 262V263H114ZM152 262V261H151ZM174 262V261H173ZM6 263V262H5ZM4 263V264H5ZM10 263V262H9ZM14 263H15V261H14ZM18 263V262H17ZM45 263V262H44ZM49 263V262H48ZM114 263V264H115ZM175 263V262H174ZM57 264V263H56ZM119 264V263H118ZM134 264V263H133Z\"/></svg>",
  "mask_w": 264,
  "mask_h": 264
}]
</instances>
